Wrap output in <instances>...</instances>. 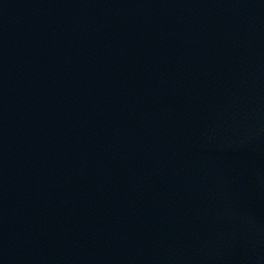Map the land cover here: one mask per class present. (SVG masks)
Instances as JSON below:
<instances>
[{"label": "water", "instance_id": "obj_1", "mask_svg": "<svg viewBox=\"0 0 264 264\" xmlns=\"http://www.w3.org/2000/svg\"><path fill=\"white\" fill-rule=\"evenodd\" d=\"M0 264H264V0H0Z\"/></svg>", "mask_w": 264, "mask_h": 264}]
</instances>
